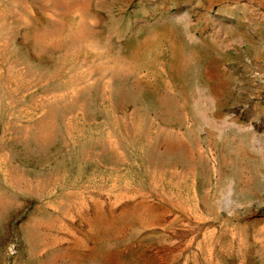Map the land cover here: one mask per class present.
<instances>
[{"label":"rangeland","instance_id":"1","mask_svg":"<svg viewBox=\"0 0 264 264\" xmlns=\"http://www.w3.org/2000/svg\"><path fill=\"white\" fill-rule=\"evenodd\" d=\"M0 264H264V0H0Z\"/></svg>","mask_w":264,"mask_h":264}]
</instances>
